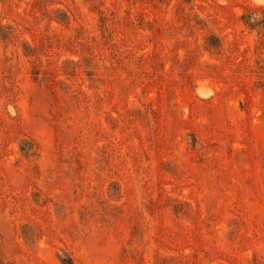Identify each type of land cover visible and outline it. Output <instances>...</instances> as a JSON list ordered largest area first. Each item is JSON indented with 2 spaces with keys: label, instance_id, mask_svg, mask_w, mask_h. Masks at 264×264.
<instances>
[{
  "label": "rangeland",
  "instance_id": "obj_1",
  "mask_svg": "<svg viewBox=\"0 0 264 264\" xmlns=\"http://www.w3.org/2000/svg\"><path fill=\"white\" fill-rule=\"evenodd\" d=\"M0 264H264V0H0Z\"/></svg>",
  "mask_w": 264,
  "mask_h": 264
}]
</instances>
